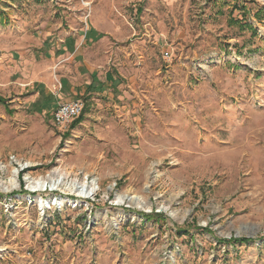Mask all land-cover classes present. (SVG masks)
<instances>
[{"label": "rangeland", "instance_id": "1", "mask_svg": "<svg viewBox=\"0 0 264 264\" xmlns=\"http://www.w3.org/2000/svg\"><path fill=\"white\" fill-rule=\"evenodd\" d=\"M0 264H264V0H0Z\"/></svg>", "mask_w": 264, "mask_h": 264}, {"label": "built area", "instance_id": "2", "mask_svg": "<svg viewBox=\"0 0 264 264\" xmlns=\"http://www.w3.org/2000/svg\"><path fill=\"white\" fill-rule=\"evenodd\" d=\"M82 110L83 102L81 99L60 102L52 112L53 123L64 126L79 117Z\"/></svg>", "mask_w": 264, "mask_h": 264}, {"label": "bare ground", "instance_id": "3", "mask_svg": "<svg viewBox=\"0 0 264 264\" xmlns=\"http://www.w3.org/2000/svg\"><path fill=\"white\" fill-rule=\"evenodd\" d=\"M14 176H16V172L14 171ZM44 180H42V178H38L36 180H32V181H28V184H27V189L29 191H42L45 189V183L46 181L45 180H50L51 178L49 176H47V178H44ZM77 195L78 196H85L84 193H82V190L77 192Z\"/></svg>", "mask_w": 264, "mask_h": 264}, {"label": "trees", "instance_id": "4", "mask_svg": "<svg viewBox=\"0 0 264 264\" xmlns=\"http://www.w3.org/2000/svg\"><path fill=\"white\" fill-rule=\"evenodd\" d=\"M82 112H83V111H82ZM80 118H81V115H80L79 117H77L73 122H78V121L80 120ZM243 242H248V240L245 239Z\"/></svg>", "mask_w": 264, "mask_h": 264}, {"label": "crops", "instance_id": "5", "mask_svg": "<svg viewBox=\"0 0 264 264\" xmlns=\"http://www.w3.org/2000/svg\"><path fill=\"white\" fill-rule=\"evenodd\" d=\"M92 31H93V29H91ZM68 100H72V99H67V100H65V101H68Z\"/></svg>", "mask_w": 264, "mask_h": 264}]
</instances>
